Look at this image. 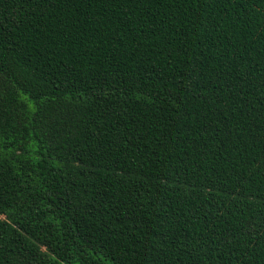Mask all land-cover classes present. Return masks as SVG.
I'll return each instance as SVG.
<instances>
[{"label":"trees","instance_id":"1","mask_svg":"<svg viewBox=\"0 0 264 264\" xmlns=\"http://www.w3.org/2000/svg\"><path fill=\"white\" fill-rule=\"evenodd\" d=\"M0 264H264V0H0Z\"/></svg>","mask_w":264,"mask_h":264}]
</instances>
